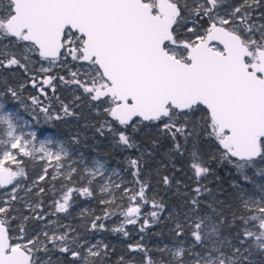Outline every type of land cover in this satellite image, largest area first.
Masks as SVG:
<instances>
[{
	"label": "snow or ice",
	"instance_id": "obj_1",
	"mask_svg": "<svg viewBox=\"0 0 264 264\" xmlns=\"http://www.w3.org/2000/svg\"><path fill=\"white\" fill-rule=\"evenodd\" d=\"M178 4L179 0H9L6 13L0 15V33L26 42L27 47L53 64L61 56L62 49L73 59L88 62L97 74L91 80V87L84 86L85 92L95 93L92 100L108 97L111 105L106 110L108 114L134 131L137 130L135 117L159 122L160 130L171 137L178 153L183 147L180 139L187 141L193 135L187 128L191 122L188 117L198 112L201 105L206 106L205 123L210 125L209 135L218 140L225 157L232 158L243 172L247 167H254L257 158L264 161V25L247 23L249 17L243 7L225 13L232 17L231 20L220 17L216 11L218 0H204L203 3L193 0L191 9ZM184 14L195 17L192 27L188 28L195 39L180 41L176 35L173 26L180 27ZM205 18L209 22L206 28L199 23ZM257 32L258 40L253 38ZM214 42L222 45V49ZM69 44L75 46L69 48ZM20 63L14 56L7 59L10 66ZM51 81L49 77L43 82L50 84ZM73 82L80 85L79 80ZM11 94L16 96L15 91ZM3 107L0 104V109ZM181 115L184 119L178 120ZM14 119L12 113L0 116V121L6 122L9 128L8 147L24 156H32L36 151L28 149L33 143L32 134L24 137L21 131L16 135L19 125L14 124ZM118 139L127 147L133 146L130 136L123 131L118 132ZM53 143L51 139L39 141V152L51 156L53 153L47 146ZM59 151L67 152L64 142H60ZM3 157L16 163L15 156L8 151ZM59 158L57 155L56 159ZM96 163L97 167H103L99 161ZM131 163L136 165L137 161ZM194 169L197 177L210 172L200 164L194 165ZM260 174L264 175V169ZM23 175V168L13 171L0 160V186L12 185ZM168 182L165 177L164 183ZM242 182L250 183V180L244 175ZM16 187L19 185L13 187L11 199L16 198ZM194 191L199 197L200 187ZM259 191L264 192V185ZM144 195L141 189L138 192L141 200ZM70 196L71 192L66 191L63 203L57 206L59 211L67 210ZM131 200L136 201L137 195H132ZM190 203L196 209L199 201L193 198ZM241 203L246 211H255L258 215L247 219L242 216L239 221L234 218L233 222L240 227L233 229L236 235L231 241L220 232L225 224L223 220L212 223L196 219L197 213L193 211L186 214L184 221L175 223L178 241L191 236L201 248V252L191 248L178 250L175 264H244L240 249L250 241H256L264 250V206H260L264 205V200L242 199ZM248 203L258 206L249 209ZM153 207L161 211L164 208L163 204H153ZM33 211H41V205L37 203ZM140 213L139 204L128 207L124 213L129 217L126 222L135 224L137 221L131 217H139ZM150 216L157 218L158 213L152 211ZM8 217V209L0 207V264H39L33 251L36 243L14 241ZM40 219H44L42 212ZM256 221L259 223L255 224ZM210 223L216 238L206 241L201 233ZM250 224H255L258 234L249 230ZM146 226L147 219L142 227ZM91 227L96 230L97 224ZM99 228L103 229L104 225L101 223ZM41 234L53 249L64 245L59 251L71 255L73 259L69 264H89V255L100 257L108 247L85 246L80 241L86 238L78 234L71 237L67 234L49 237L43 231ZM85 247L86 254L77 251ZM48 250L44 248L45 252ZM133 250L130 246V251ZM121 264H124L123 259Z\"/></svg>",
	"mask_w": 264,
	"mask_h": 264
},
{
	"label": "trees",
	"instance_id": "obj_2",
	"mask_svg": "<svg viewBox=\"0 0 264 264\" xmlns=\"http://www.w3.org/2000/svg\"><path fill=\"white\" fill-rule=\"evenodd\" d=\"M8 2L0 0V15L6 13ZM199 2L203 3L204 0ZM178 5L191 9L193 0H179ZM235 7H243L249 17L247 23L264 25V0H218L216 11L220 17L231 20L232 17L225 13H231ZM191 19L195 17L184 14L180 27L174 25L179 40L194 38L188 31ZM199 23L206 28L209 22L205 18ZM253 38L258 40L259 33H255ZM62 53L57 64L47 69L44 62L48 60L27 47L26 42L0 33V61H3L0 64V90L3 97L8 103L22 108L35 121L39 131L46 128L59 130L68 138L71 146L98 153L110 165L120 169L126 182L115 186L113 194L105 195L99 192L95 180L88 182L86 176H81L79 172L66 177L68 174L59 175L49 169L50 172L43 179L35 181L40 161L24 158L13 165L16 171L23 168L24 175L18 176L9 187L0 186L1 192L11 188L16 181L20 183L15 191V199H11L13 193L8 194L6 200H1L6 196L0 195V207L8 209L12 239L21 243H28L29 240L36 243L33 251L39 264H48L49 261L51 264H69L73 259L70 254L59 251V247L64 245L53 249L52 244L44 239L42 231L47 232L49 237L64 234L70 237L78 234L82 238L96 234L105 237L107 249L100 257L89 255V264H121L122 259L124 264H147L149 261L151 264H175L177 257L171 248L175 242L186 240L189 248L201 252L191 236L178 241L175 235V223L184 221L186 214L195 211L196 219L202 218L212 223L225 221L220 232L230 241L236 235L233 229L240 227L233 222L234 218L239 221L242 216L247 219L251 215H258L255 211H246L241 200H264V192L259 191L260 186L264 185V175L260 174L264 161L257 158L254 167H247L241 172L232 158L225 157V150L218 140L209 135L210 125L205 123L208 116L206 107L201 105L198 112L188 117L191 122L187 128L193 135L187 141L180 139L183 147L178 153L171 137L160 130L159 122L134 119L137 122L135 131L131 126L120 125L106 111L111 106L108 97L92 100L95 94L84 91V86L91 87L96 72L85 68V62L68 56L65 50ZM13 56L20 60L19 65L7 64V59ZM73 73L76 75L73 76ZM46 75L52 77L53 88L47 87L42 93L40 87ZM75 80L80 81L79 86L73 82ZM12 91L16 92L15 97ZM45 108L47 112L43 111ZM200 117H203L204 125L199 122ZM177 119L183 120L184 116ZM119 131L130 136L132 147L119 141ZM134 160L137 161L136 165L131 163ZM196 164L208 167L210 172L197 177ZM244 175L250 183L242 182ZM165 177L168 183H164ZM197 187L201 189L199 197L194 191ZM141 189L145 193L143 200L138 196ZM85 190L88 194H85ZM66 191L71 192L67 210L59 211L57 206L63 203ZM132 195H137L136 201L131 200ZM193 198L199 201L196 209L190 203ZM37 203L41 205V211L34 212ZM135 204L141 207L140 216L131 217L137 222L128 224L126 221L129 217L124 213ZM153 204H163V211L154 208ZM257 206L247 204L249 209ZM152 211L158 213L157 218L150 216ZM41 212L43 220L40 219ZM145 219L148 226L142 227ZM93 223L97 224L96 230L91 227ZM101 223L103 229L99 228ZM212 223L201 233L206 241L216 238ZM255 224H250L249 230L258 234ZM82 244L86 246L84 242ZM130 246L135 250L130 251ZM45 247L49 249L47 252L44 251ZM236 247L240 245L236 244ZM77 251L86 254L84 249ZM240 251L244 264H264V250L256 241L246 243Z\"/></svg>",
	"mask_w": 264,
	"mask_h": 264
},
{
	"label": "rangeland",
	"instance_id": "obj_3",
	"mask_svg": "<svg viewBox=\"0 0 264 264\" xmlns=\"http://www.w3.org/2000/svg\"><path fill=\"white\" fill-rule=\"evenodd\" d=\"M192 20L193 19H191V21ZM191 25L192 23H188L189 28H191ZM192 39H195V37ZM183 40L181 39L180 41ZM74 46L75 45L71 44L68 45L69 48ZM215 46L221 48V46H219L217 43H215ZM44 64L47 69H50L57 63L55 62V64H53L50 61H45ZM85 68H87L88 70H92L88 62H85ZM47 77L51 76L46 75L44 77V80H46ZM44 80H42V82ZM52 84V81L47 85H45L43 82L41 84V88L47 89V87L50 86L51 88H53ZM42 93H44V90H42ZM0 104H3L4 106L3 109H0V116H3L4 113H12L15 118L13 121L14 124L19 125V129L16 130L15 134L20 135L21 131L23 132L24 137H27L28 134H32L31 139L33 143L28 145V149H36L32 156H24L23 153H20L17 150L8 147L10 143V137L8 136L9 128L6 122L0 121V160H3V165H9L14 169L13 165L22 162L24 158H30L33 161H40V168L36 172V175L38 174V176L35 178V181L39 180L41 176H46L50 172L49 169L59 175L68 174V176L66 177H69V175L72 173L79 172L81 176H86V180H88V182L95 180L97 183V189L101 194L103 192V194L105 195L113 194L115 186L120 183L126 182V178L122 176L120 169L115 168L113 165H110L108 161L99 156L98 153L83 151L80 148L71 146L68 138H66L61 131L47 128L39 131L37 125L35 124V121L29 118L25 114L23 109L18 105L8 103V101L3 97V92L1 90ZM200 119L201 120H199V122L201 123V125H204L203 117H200ZM49 139H51L54 143L47 146V149L53 154L51 156L47 154L42 155L39 152V141ZM21 142H24L23 137L21 139ZM60 142H64V146L67 148L66 153L59 151ZM5 151H8L11 153V155L15 156L16 163H13L11 160L4 159L3 153ZM57 155L60 157L59 160L56 159ZM97 161H99L100 164L103 165V167H97ZM15 183L16 184H14L11 188H7L6 190H2L0 192V195L6 196L1 200H6L8 194L12 195L13 187L20 184L18 181H16ZM17 188L18 187H16V189ZM83 238L86 239H82L81 243L84 242L86 246L98 245L101 249H103V246L107 245V240L105 239V237L100 236L99 234L93 236H84ZM189 247L190 245L186 240L171 244V248L175 254L178 250L188 249ZM84 250L86 252V247Z\"/></svg>",
	"mask_w": 264,
	"mask_h": 264
},
{
	"label": "water",
	"instance_id": "obj_4",
	"mask_svg": "<svg viewBox=\"0 0 264 264\" xmlns=\"http://www.w3.org/2000/svg\"><path fill=\"white\" fill-rule=\"evenodd\" d=\"M173 27H175V26H173ZM183 41H188V39H184ZM215 43H217L219 46H221V49H222V45H220L218 42H214V44ZM218 48V47H217ZM64 51V49H62L61 50V53ZM63 54V53H62ZM61 54V55H62ZM84 62V61H83ZM49 77H47L46 79H48ZM45 84V83H44ZM45 85H47V84H45ZM95 94V93H94ZM203 106V105H202ZM203 107H206V106H203ZM136 118H140V117H135L134 119H136ZM140 119H142V118H140ZM3 166H5V167H10L11 169H12V167L11 166H9V165H3ZM13 170V169H12ZM10 185H5V186H2L3 188H6V187H9ZM137 204H135V206H136ZM11 235V234H10Z\"/></svg>",
	"mask_w": 264,
	"mask_h": 264
},
{
	"label": "flooded vegetation",
	"instance_id": "obj_5",
	"mask_svg": "<svg viewBox=\"0 0 264 264\" xmlns=\"http://www.w3.org/2000/svg\"><path fill=\"white\" fill-rule=\"evenodd\" d=\"M178 6H180V5H178ZM190 23H191V22H190ZM207 27H208V26H207ZM40 88H41V87H40ZM42 90H44V91H45V89H44V88H41V91H42ZM12 169H13V168H12ZM13 171H14V169H13ZM1 187H2V186H1Z\"/></svg>",
	"mask_w": 264,
	"mask_h": 264
}]
</instances>
